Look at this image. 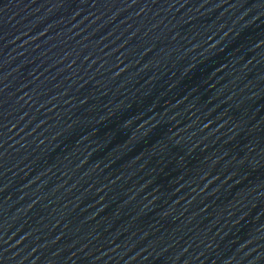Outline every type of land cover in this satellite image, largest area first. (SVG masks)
I'll use <instances>...</instances> for the list:
<instances>
[{
	"label": "water",
	"instance_id": "water-1",
	"mask_svg": "<svg viewBox=\"0 0 264 264\" xmlns=\"http://www.w3.org/2000/svg\"><path fill=\"white\" fill-rule=\"evenodd\" d=\"M0 264H264V0H88L0 116Z\"/></svg>",
	"mask_w": 264,
	"mask_h": 264
}]
</instances>
